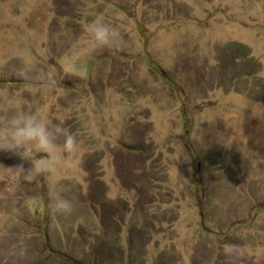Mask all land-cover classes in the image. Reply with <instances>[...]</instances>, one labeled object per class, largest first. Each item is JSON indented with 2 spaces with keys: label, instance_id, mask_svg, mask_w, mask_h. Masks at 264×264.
I'll return each instance as SVG.
<instances>
[{
  "label": "rangeland",
  "instance_id": "rangeland-1",
  "mask_svg": "<svg viewBox=\"0 0 264 264\" xmlns=\"http://www.w3.org/2000/svg\"><path fill=\"white\" fill-rule=\"evenodd\" d=\"M6 99L78 147L0 170V264H264V0H0Z\"/></svg>",
  "mask_w": 264,
  "mask_h": 264
},
{
  "label": "clouds",
  "instance_id": "clouds-1",
  "mask_svg": "<svg viewBox=\"0 0 264 264\" xmlns=\"http://www.w3.org/2000/svg\"><path fill=\"white\" fill-rule=\"evenodd\" d=\"M84 30L93 47H115L122 42L120 31L97 16L84 22ZM20 99L5 100L0 108V153H8L22 163L12 169L31 178L37 172L55 170L63 166L65 152L78 147L76 137L66 128L52 123L42 113L24 106ZM24 163L28 165L24 169ZM52 204L70 207L59 191L53 190Z\"/></svg>",
  "mask_w": 264,
  "mask_h": 264
},
{
  "label": "trees",
  "instance_id": "trees-1",
  "mask_svg": "<svg viewBox=\"0 0 264 264\" xmlns=\"http://www.w3.org/2000/svg\"><path fill=\"white\" fill-rule=\"evenodd\" d=\"M137 149L139 150L140 148H133V147H127V150H135V151H137Z\"/></svg>",
  "mask_w": 264,
  "mask_h": 264
}]
</instances>
